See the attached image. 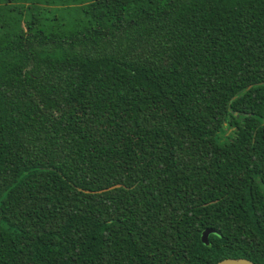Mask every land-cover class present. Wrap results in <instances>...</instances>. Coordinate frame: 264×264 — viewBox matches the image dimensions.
<instances>
[{"label":"trees","instance_id":"1","mask_svg":"<svg viewBox=\"0 0 264 264\" xmlns=\"http://www.w3.org/2000/svg\"><path fill=\"white\" fill-rule=\"evenodd\" d=\"M226 257L264 264V0H0V264Z\"/></svg>","mask_w":264,"mask_h":264},{"label":"water","instance_id":"2","mask_svg":"<svg viewBox=\"0 0 264 264\" xmlns=\"http://www.w3.org/2000/svg\"><path fill=\"white\" fill-rule=\"evenodd\" d=\"M115 186H117V185H112V186H109L108 188H104L102 190L110 189V188L115 187ZM212 232H214V230H212L210 228H206V229H203L201 231L200 240L203 244L208 243V240H207L208 234L212 233ZM215 264H260V263L253 262V261H250V260H248L246 258H242V257H236V258L226 257V258H222V259L218 260Z\"/></svg>","mask_w":264,"mask_h":264}]
</instances>
